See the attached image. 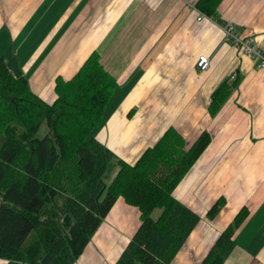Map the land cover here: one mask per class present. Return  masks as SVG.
Masks as SVG:
<instances>
[{"label":"crops","instance_id":"0c3cea01","mask_svg":"<svg viewBox=\"0 0 264 264\" xmlns=\"http://www.w3.org/2000/svg\"><path fill=\"white\" fill-rule=\"evenodd\" d=\"M198 2L2 0L0 56L53 104L58 79L71 80L98 51L117 88L94 133L127 164L135 165L170 128L187 150L210 133V145L173 194L201 222L171 264H202L245 207L250 214L225 264H264V69L223 30L233 25L264 52V0H223L213 21H198L191 9ZM200 55L211 59L203 73L196 68ZM225 82L229 97L213 113V95ZM221 198L226 205L209 220ZM140 226V210L119 198L75 264H116Z\"/></svg>","mask_w":264,"mask_h":264},{"label":"trees","instance_id":"16d2710c","mask_svg":"<svg viewBox=\"0 0 264 264\" xmlns=\"http://www.w3.org/2000/svg\"><path fill=\"white\" fill-rule=\"evenodd\" d=\"M222 1L199 0L197 8L214 17ZM116 88L94 51L71 80L58 79L57 99L49 104L20 68L11 70L0 56V260L75 264L121 197L140 210L141 226L116 264H171L189 240L201 217L173 194L212 136L204 132L187 150L183 136L170 128L135 165L127 164L94 133ZM228 97L225 82L213 95L211 112ZM113 165L119 169L108 185ZM225 205L221 198L208 219ZM249 214L246 207L237 214L202 264H225Z\"/></svg>","mask_w":264,"mask_h":264},{"label":"built area","instance_id":"2783aa9c","mask_svg":"<svg viewBox=\"0 0 264 264\" xmlns=\"http://www.w3.org/2000/svg\"><path fill=\"white\" fill-rule=\"evenodd\" d=\"M191 9L199 13L198 21H202L203 19H209L213 21V17L206 15L205 13L201 12L198 8L191 7ZM223 30L225 32L227 41L231 42L236 49L257 60L259 69H264V52L254 47V40L252 38L245 39L237 35L235 33V27L230 24L225 25L223 27ZM210 67L211 59L207 55H200L196 63V68L198 72H206L210 69ZM230 80L231 82H235L237 80L236 73L231 74Z\"/></svg>","mask_w":264,"mask_h":264},{"label":"rangeland","instance_id":"374dc122","mask_svg":"<svg viewBox=\"0 0 264 264\" xmlns=\"http://www.w3.org/2000/svg\"><path fill=\"white\" fill-rule=\"evenodd\" d=\"M4 42H5V41H3L2 45H1V49H6V47H7V44H5ZM11 48H13V46H11ZM42 131L44 132L45 129L43 128ZM114 167H115V165L112 166V167L109 169V171L107 172V174L105 175V182H106V184H108V185H109V184L112 182V180L114 179ZM225 200H226V199H225ZM161 212H162L161 210H157V211H155L153 217H154L155 219H158L159 216H160V214H161ZM5 264H8V261L5 260Z\"/></svg>","mask_w":264,"mask_h":264},{"label":"bare ground","instance_id":"6f19581e","mask_svg":"<svg viewBox=\"0 0 264 264\" xmlns=\"http://www.w3.org/2000/svg\"><path fill=\"white\" fill-rule=\"evenodd\" d=\"M3 261H5V260H3Z\"/></svg>","mask_w":264,"mask_h":264}]
</instances>
